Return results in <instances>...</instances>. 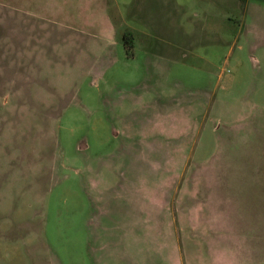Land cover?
Listing matches in <instances>:
<instances>
[{"label":"rangeland","instance_id":"1","mask_svg":"<svg viewBox=\"0 0 264 264\" xmlns=\"http://www.w3.org/2000/svg\"><path fill=\"white\" fill-rule=\"evenodd\" d=\"M0 264H264V0H0Z\"/></svg>","mask_w":264,"mask_h":264}]
</instances>
